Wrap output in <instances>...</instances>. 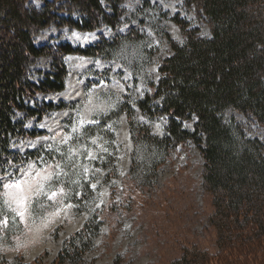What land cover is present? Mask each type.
Here are the masks:
<instances>
[{
    "label": "rangeland",
    "instance_id": "374dc122",
    "mask_svg": "<svg viewBox=\"0 0 264 264\" xmlns=\"http://www.w3.org/2000/svg\"><path fill=\"white\" fill-rule=\"evenodd\" d=\"M102 1L110 8L108 0ZM27 4L42 9L45 0ZM121 7L124 14L117 28L79 30L52 23L35 37L38 46L70 43L80 48L135 30L147 38L125 42L111 58L65 55L64 90L38 94L40 102L67 107L26 121L29 131L43 134L13 141V150L23 156L44 151L49 157L19 163L0 176V259L8 264H58L66 243L93 219L100 223L98 233L90 229L85 239L76 241L85 250L82 256L62 264H114L119 256L123 264H171L193 246L219 264H235L236 258L240 264L264 261V245L239 243L231 258V251L219 247L211 223L213 196L204 185V159L194 141L169 148L162 156L133 138L126 114L108 119L128 99L134 118L152 134L166 137L167 118L147 119L138 101L155 91L159 67L172 54L166 34L184 40L173 18L180 16L205 36L211 34L209 25L184 0H125ZM53 63L51 55L40 57L31 79L42 82ZM225 116L264 144V127L234 110ZM195 123L193 118L185 126L194 131Z\"/></svg>",
    "mask_w": 264,
    "mask_h": 264
},
{
    "label": "trees",
    "instance_id": "16d2710c",
    "mask_svg": "<svg viewBox=\"0 0 264 264\" xmlns=\"http://www.w3.org/2000/svg\"><path fill=\"white\" fill-rule=\"evenodd\" d=\"M28 1L0 0V176L19 163L49 157L44 151L23 156L13 150V141L43 134L29 131L26 121L42 120L67 107L37 99L40 93L64 90L68 76L65 55L111 58L125 42L147 38L135 30L87 48L70 43L38 46L36 35L52 23L79 30L119 27L125 0H108L110 8L102 0H45L42 9L28 5ZM184 4L207 22L211 34L201 35L198 28L175 16L184 40L177 42L166 34L172 54L159 67L161 76L153 85L155 91L138 101L147 119L167 118L166 137L152 134L147 124L137 121L128 99L108 119L126 114L133 138L162 156L169 148L194 141L204 159V185L213 196L211 223L217 228L219 247L228 253L239 243L263 246L264 144L225 114L234 110L264 127V0H184ZM62 12L69 16H59ZM44 55L54 58L53 71L37 83L31 79V71ZM193 118L196 123L191 131L185 122ZM99 226L91 219L85 230L66 243L58 264L81 257L85 250L75 242L85 239L90 229L97 234ZM238 259L235 264H240ZM0 264L8 262L0 259ZM114 264H123L120 256ZM171 264L219 263L206 250L193 246ZM225 264H232V260Z\"/></svg>",
    "mask_w": 264,
    "mask_h": 264
}]
</instances>
